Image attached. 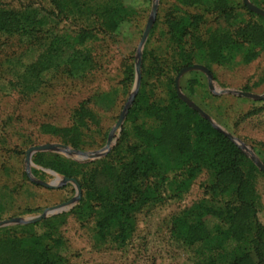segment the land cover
Here are the masks:
<instances>
[{
    "label": "rangeland",
    "instance_id": "1",
    "mask_svg": "<svg viewBox=\"0 0 264 264\" xmlns=\"http://www.w3.org/2000/svg\"><path fill=\"white\" fill-rule=\"evenodd\" d=\"M234 1L243 4L242 0ZM249 1L264 10V0ZM152 2L153 0H123L128 18L114 31L99 33L86 44L94 56L93 69L81 76H74L65 71V65L62 64L58 69L43 73L36 90L28 96L13 88L12 71L37 59L41 53L42 38L29 41L23 35L0 34V220L37 216L45 208L75 195L72 183L47 188L32 181L27 172L35 180L51 183L56 176H67L51 167L54 163L59 168L72 165L64 163L66 158L77 163L68 167L74 170L75 176L67 177L82 180L102 162H114L124 155V144L131 142V138L123 133L124 128L138 122L152 124L154 121L153 116L142 119L127 116L141 91L142 81L158 85L151 86L157 94L156 97L168 94L172 86L176 92L175 76L182 67L187 66H180L175 61V53L168 39V20L174 15V6L178 2L158 0L153 24L142 47L138 89L119 128L113 129L133 89L135 53L151 12ZM0 3L17 8L32 3L31 5L40 10L41 16L46 17L42 21L45 27H51L57 32L74 28L69 22L47 20L53 17L46 14V11H56L47 0H0ZM244 7L253 15L245 9H237V24L240 21L256 20L264 25V15L248 9L245 5ZM180 8L182 13L196 11L195 8L187 6L180 5ZM207 17L209 29H226L225 23L215 21L212 15ZM41 34L39 32L37 36ZM191 64H201L208 68L213 84L218 89H235L264 95V44L253 48H235L220 61H193ZM178 83L184 95L230 134L244 142L264 164V97L251 99L215 93L210 90L205 73L198 69L183 73ZM146 89L148 91L150 88L147 86ZM84 100L87 102L84 104L88 115L84 118L85 123L77 124L73 111ZM69 135L72 140H77V147L63 142ZM109 135L111 140L108 151L100 157L78 161L54 151H37L30 156V165L27 168L26 151L31 146L60 143L68 148L91 152L103 148ZM240 151L256 168V173L252 176L258 204L256 214L259 222L264 225V171L245 151ZM36 153H43L40 162L33 160ZM55 155L60 158L54 159ZM174 175V172H170L169 180L177 179ZM209 177V170L207 172L203 169L183 191L180 190L181 184L174 182L170 189L178 197L164 196L161 201L149 203L137 210L134 213L135 228L123 245L109 240L108 237L103 240L96 232L93 215L80 216L75 205L84 195L83 188L78 201L62 212L44 218L63 214L55 223L53 231V236L60 237L62 243L54 249L64 258L65 264H220L228 258L231 242H228L229 247L225 246L224 253L220 249L223 246H218L217 241L208 248L215 238L212 241L207 238L203 247L184 243L178 233V219L184 211L209 198L204 194V186ZM25 211L33 213L23 214ZM208 221L209 228H213L217 220H210L208 217ZM4 227L8 226L0 227V264H22L25 261L15 246L6 243L8 241L4 239L7 238V228ZM210 230L211 234L214 233V229ZM43 231H48L44 223L36 227L37 233Z\"/></svg>",
    "mask_w": 264,
    "mask_h": 264
},
{
    "label": "trees",
    "instance_id": "2",
    "mask_svg": "<svg viewBox=\"0 0 264 264\" xmlns=\"http://www.w3.org/2000/svg\"><path fill=\"white\" fill-rule=\"evenodd\" d=\"M176 1L179 4H175L174 15L168 20V39L180 66L193 61H220L235 48L264 44L262 23L256 20L235 22L237 9L246 10L240 1ZM47 3L56 8V11H46L53 17L47 20L69 22L74 28L57 32L45 27L42 22L45 16H41L32 3L21 8L0 3L1 35H23L29 41L42 38L37 59L12 71L11 84L24 96L36 90L43 73L58 69L62 64L65 71L74 76L93 69L94 56L86 44L99 33L114 31L129 15L123 0H47ZM180 5L196 11L182 13ZM208 15L225 23L226 29H209ZM39 32L42 34L37 36ZM140 86L141 91L127 116L140 119L153 116L154 121L125 127L123 133L131 138V142L124 144L125 154L114 162H102L82 180H77L81 189H85L75 205L80 216L93 215L98 235L103 240L108 237L123 245L135 228L134 213L137 210L161 201L164 196L178 197L170 189L171 184L179 182L183 191L206 169L210 177L204 186V194L209 198L189 207L179 217V237L184 243L203 247L207 238L211 241L215 238L208 248L217 241L218 246H223L220 249L224 253L225 246L229 247L228 242H231L228 258L220 264H264V225L256 214L254 165L235 143L187 106L173 86L168 94H164L165 98L156 97L151 88L158 86L156 84L142 81ZM147 86L148 91L145 90ZM84 103L87 102L81 101L73 111L77 124L85 123L84 118L88 115ZM63 142L73 147L78 144L70 135ZM42 155L36 153L34 162H40ZM59 158L54 156V159ZM64 163L77 164L66 158ZM51 167L59 173L75 176L74 170L68 167L59 168L56 163ZM170 172H174L177 179L169 180ZM30 213L33 211L23 214ZM62 215L33 224L4 227L7 228L4 239L15 246L25 261L22 264H65L64 258L54 249L61 245V238L53 236L55 223ZM208 217L217 220L213 228L208 226ZM43 223L48 231L37 233L36 227ZM210 229H214V233L211 234Z\"/></svg>",
    "mask_w": 264,
    "mask_h": 264
},
{
    "label": "water",
    "instance_id": "3",
    "mask_svg": "<svg viewBox=\"0 0 264 264\" xmlns=\"http://www.w3.org/2000/svg\"><path fill=\"white\" fill-rule=\"evenodd\" d=\"M242 2L248 9L264 15V10L257 8L256 6L251 4L249 0H242ZM157 3H158V0H153L151 12H150L149 17L146 21L145 27L143 29L140 40H139L138 45H137V49H136V53H135V80H134L132 92H131V94L128 98V101L125 104L123 110L120 112L118 120H117L116 124L114 125L113 129L119 128L126 112L128 111L130 103L134 99V96H135L136 91L138 89V86L140 83V78H141L140 65H141L142 47H143L144 42L148 36L150 28L153 24L155 14H156V9H157ZM192 69H198V70L205 73V75L208 78V86H209L210 90L214 91L215 93L231 94V95L243 96V97H247V98H251V99H262L264 97V95H256V94H253V93H250L247 91H240V90H235V89H218L213 84L212 75H211L209 69L206 68L205 66L201 65V64H191V65H187V66L182 67L177 72L175 79H174V86L176 88L177 95L180 97V99H182L192 109L197 111L202 117L207 119L215 129H217L223 135L227 136L241 150L245 151L250 156V158L256 163V165L262 171H264V164L253 155L250 148L244 142H242L237 137L230 134L224 127H222L219 123H217L214 119H212L206 112H204L199 106H197L193 101H191L186 95H184L182 93V91L180 90V87H179V83H178L179 78L181 77V75L183 73H185L186 71L192 70ZM110 140H111V135H109L108 140L106 142V145L103 148H100L98 150L91 151V152H84V151H81L78 149L68 148L66 145L60 144V143L31 146L26 151L27 168L30 165V160H29L30 156L32 155V153L37 152V151H54V152L61 153L67 157H71V158L78 160V161L95 159L97 157L104 155L108 151ZM27 176L32 181H34L40 185H43L47 188H57V187H60L66 183H72L75 187V195L66 201H63L59 204L45 208L42 211V213L37 215V216H33V217H11V218L0 220V227L1 226H9V225L30 224V223L40 221V220L44 219L45 217H48L50 215L62 212L63 210L67 209L69 205L78 201L81 197L80 183L74 177L56 176V179L53 182L47 183L45 181L35 180L30 175L29 172H27Z\"/></svg>",
    "mask_w": 264,
    "mask_h": 264
}]
</instances>
